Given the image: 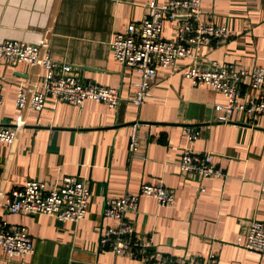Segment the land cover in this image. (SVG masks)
<instances>
[{"label":"crops","instance_id":"0c3cea01","mask_svg":"<svg viewBox=\"0 0 264 264\" xmlns=\"http://www.w3.org/2000/svg\"><path fill=\"white\" fill-rule=\"evenodd\" d=\"M165 0H0V40L46 45L51 55L72 65L83 81L118 87L117 107L86 100L80 105L47 97L41 110L15 105L18 86L37 90L41 69L0 62V124L17 128L13 142L0 141V221L26 226L34 251L6 257L0 264H140L100 244L107 197L137 193L143 182L161 180L175 202L161 206L142 196L128 213L134 230L150 238V250L167 264H185L216 255L217 264H264L243 247L252 220L264 222V116L253 122L218 121L226 99L206 84L182 75L187 59L158 67L151 95L141 105L131 99L137 72L113 58L110 42L130 21L140 20L149 2ZM201 9L227 31V40L201 51L209 59L250 68L264 67V0H201ZM176 22L165 20L162 35L175 38ZM138 123V154L128 145ZM199 130L189 143L184 128ZM184 147L212 154L224 175L199 179L180 172ZM63 176L88 184L85 216L59 221L46 214L10 213L11 190L33 179L52 187Z\"/></svg>","mask_w":264,"mask_h":264},{"label":"built area","instance_id":"2783aa9c","mask_svg":"<svg viewBox=\"0 0 264 264\" xmlns=\"http://www.w3.org/2000/svg\"><path fill=\"white\" fill-rule=\"evenodd\" d=\"M201 0H165L163 3L149 2L140 20L130 21L125 30L115 32L110 47L113 58L124 67L137 72L138 80L132 100L141 105L151 95V86L158 67L175 66L178 59H187L182 75L194 84H206L221 93L226 101L218 106L222 112L218 121L237 122L239 116L253 122L264 116V67L250 68L235 63L209 59L201 49L217 46L227 40V31L217 26L201 9ZM165 20L176 22L175 38L162 35ZM11 65L26 63L41 69L37 90L18 86L15 105L20 110H41L47 97L58 101L80 105L94 100L112 109L123 99L118 87L83 81L67 62L55 59L46 45L18 39L0 40V62ZM3 94L0 85V103ZM138 123L131 127L128 145L129 154H138ZM18 129L0 124V141H14ZM199 130L184 128L186 141L192 143ZM212 154L195 152L184 147L178 167L181 173L197 177H221L224 172L212 162ZM264 188V179L260 183ZM150 196L161 206H172L173 192L159 180L143 182L137 193H126L121 197H107L103 204V218L112 221L100 231V244L115 254L125 255L140 264H167V258L150 250V238H143L134 230L128 213L137 211L140 197ZM88 184L73 176H63L52 187L41 181L27 180L21 188L11 190L6 201L10 213L28 216L46 214L59 221L81 220L87 210ZM243 247L264 258V222L249 223ZM0 248L7 258L24 257L33 253L34 244L26 226L0 221ZM185 264H217L216 255L195 259Z\"/></svg>","mask_w":264,"mask_h":264}]
</instances>
